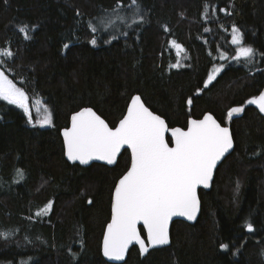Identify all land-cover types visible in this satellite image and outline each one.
<instances>
[{"label":"trees","instance_id":"1","mask_svg":"<svg viewBox=\"0 0 264 264\" xmlns=\"http://www.w3.org/2000/svg\"><path fill=\"white\" fill-rule=\"evenodd\" d=\"M130 4L122 0L119 15L128 18L116 20L117 0H0V49L13 53L0 56V68L31 105L52 113V126L43 127L0 99V232L10 233L0 236V264H264V116L247 103L264 88V0H138L142 21ZM100 17L122 30L99 28ZM233 25L257 50L252 61L233 59ZM219 63L223 70L205 87ZM139 93L171 127L213 113L231 126L235 149L212 189L200 190L194 224L176 220L169 246L142 255L135 245L125 262L112 263L102 239L130 151L115 166L70 163L60 130L88 106L114 127ZM233 107L244 111L229 120Z\"/></svg>","mask_w":264,"mask_h":264},{"label":"snow or ice","instance_id":"2","mask_svg":"<svg viewBox=\"0 0 264 264\" xmlns=\"http://www.w3.org/2000/svg\"><path fill=\"white\" fill-rule=\"evenodd\" d=\"M121 8L122 0H117L116 8L112 9L116 20L125 19L119 15ZM129 8L134 9L135 15H139L138 0H131ZM97 19L105 28L114 23L111 17ZM139 19L142 21L143 16L139 15ZM89 27L93 33L99 30L91 22ZM19 30L25 39L29 38L28 26L20 27ZM90 43H97L95 36ZM171 43L177 49L182 48L174 40ZM231 43L237 46L233 59L252 61L257 55V50L244 44L243 33L235 25L232 26ZM12 55L9 49H0V56ZM221 56L227 58L225 53ZM179 66V63L173 65ZM222 68L223 65L214 69L205 87ZM0 99L22 108L31 122L28 93L9 79L2 69ZM191 103L189 99L188 104ZM247 103L258 105L259 110L264 112V92L252 97ZM243 111V107H233L228 111L227 118L230 120L233 113ZM36 112H41L40 106L36 107ZM40 123H52V113L46 105ZM169 132V139L174 141L172 147L169 146V139H166V133ZM63 134L67 157L84 164L93 159L113 164L124 146L131 149V166L115 186L112 218L104 237V255L117 260L124 258L134 242L139 244L142 253H147L150 246L168 244L169 222L173 216L195 220L200 208L198 186H208L217 162L233 148L230 129L221 126L213 115L206 114L202 119L190 120L187 130L169 128L161 116L144 106L139 96L132 99L127 115L115 128L110 127L91 108H84L71 117V127L64 129ZM17 175L23 178V170L18 169ZM51 207L49 202L37 215L46 214ZM141 224L147 232V244L138 228ZM246 227L249 231L253 230L251 223H247ZM8 235L10 233L0 232L4 238ZM221 247L227 249L228 245L223 244Z\"/></svg>","mask_w":264,"mask_h":264},{"label":"water","instance_id":"3","mask_svg":"<svg viewBox=\"0 0 264 264\" xmlns=\"http://www.w3.org/2000/svg\"><path fill=\"white\" fill-rule=\"evenodd\" d=\"M261 92H264V88L261 90ZM261 92H260V93H261ZM260 93H259V94H260ZM259 94H258V95H259ZM258 95H256V96H258ZM136 96H139V97L141 98V102L144 104L145 107H147V108H148L150 111H152L154 114L161 116L160 114L154 112V111H153V110H152V109L146 104V102H144V99H143V97L140 95V93H139V94H134V95L132 96L130 102H128L129 104H128V107H127V109H126V112H125L124 116L127 115V110H128V108L131 106V104H132V99H133L134 97H136ZM250 99H251V98H250ZM251 105H253L254 107H256V108L259 110L258 105H255V104H251ZM84 108H91V109H92L97 115H99L103 120H105V122H106L110 127H113V126L110 125V123H109V122H108V121H107V120H106L101 114H99V113L95 110V108L90 107V106H88V107H83V108H81L80 110H78V111L72 113L71 117H72L75 113L81 111V110L84 109ZM259 112L264 116V112H261L260 110H259ZM206 114H211V115H213L214 118H215V119L221 124V126H225V127H228V128L230 129V132H231V135H232V139H233V148L230 149L229 152L225 153V155L221 158V160L217 162V165H216L215 169L213 170L212 179L210 180L208 186H207V187H205V186H203V185L198 186V188H197V195H198V198H199V201H200V208H199V211H198V213H197L196 219H195V220H189V219H188L187 217H185V216H179V215L173 216V217L171 218L170 222H169V243H168V244H165V245L150 246V247H149V250H148L147 253H149V251H151L152 249L166 247V246H169V245L171 244V242H172V241H171V240H172V235H171L172 228H171V227H172L173 223H174L176 220H184V221H187V222H189V223H191V224H194V223L199 219V217H200V215H201V212H202V200H201V196H200V190H201V189H204V190H206V191H209V190L212 189V187H213V183H214V180H215V177H216V173H217V170H218L219 166L223 163V161H224V160H225V159H226V158H227V157H228V156L234 151V149H235V139H234V137H233V132H232V128H231V126H230L229 124H222L221 121H220V120H219V119H218L213 113H211V112H207ZM206 114H204V115H206ZM204 115H203V116H204ZM124 116H123V117H124ZM203 116H202L201 118L190 117L189 120H188V123H189V121L192 120V119H202ZM71 117H69V118H70L69 126H68V127H65V129L71 127ZM123 117H122V118H123ZM161 117L166 121V123H167V125H168L169 128H173V127H171V126L168 124L167 120H166L163 116H161ZM122 118H121V119H122ZM121 119H120V120H121ZM120 120H119V121H120ZM119 121H118V123L116 124V126H118ZM116 126H114L113 128H115ZM186 126L188 127V125H186ZM174 127H180V128H184L185 130H187V127H181V126H174ZM60 131H61V136H62L63 143H64L65 156H66L67 160H68L70 163H78V164H80V165H82V166H89V165L92 166L93 163H101V164H105V165H107V166H115V164L118 162L119 157L121 156V153H123L125 150H129V151H130L129 153L131 154V149H130V147H128V146L126 145V146H124V148L121 149L120 153H119V154L117 155V157H116V161H115V163H113V164H109L107 161L99 160V159H93V160H90L87 164L81 163V162L78 161V160H77V161H72V160H70V159L67 157V154H66L67 149H66L65 138H64V134H63V133H64V128H63L62 130H60ZM170 137H171V133H170V132H169V133H166V139H168V138H170ZM169 146H170V147L174 146V141H173L172 139H171V141L169 140ZM130 166H131V164H130ZM130 166H129V168H130ZM129 168H128V169H129ZM126 172H127V171H126ZM126 172H125L124 174H126ZM124 174H123V175H124ZM120 178H122V176H121ZM120 178H118V181H119ZM118 181H117V183H118ZM117 183H116V185H117ZM116 185H115V186H116ZM114 191H115V188H114V190H113L112 204H111V205H113V203H114ZM109 218H110V220H109V222L107 223V225L111 222V218H112V206H111V217H109ZM142 227H143L142 224H141V225H138V228L140 229L141 236L145 239V242H146V244H147V243H148V241H147V232H146V230L144 229V231H145V235H144V234L142 233V230H141ZM106 233H107V226L105 227L104 235H103V239H102V254H103L104 258H105L107 261H109V262H112V263H123V262H125V261L127 260L128 255H129V251L131 250V248H132L133 246L137 245V246L140 248L139 244L134 242L133 244H131V245L129 246V248H128L127 252L125 253L123 259H119V260H117V259H114V258H110V257H108V256H105V255H104V237H105ZM141 253H142V252H141ZM147 253H142V255H147Z\"/></svg>","mask_w":264,"mask_h":264},{"label":"rangeland","instance_id":"4","mask_svg":"<svg viewBox=\"0 0 264 264\" xmlns=\"http://www.w3.org/2000/svg\"><path fill=\"white\" fill-rule=\"evenodd\" d=\"M122 17H125V19L126 18H128V16L127 15H123ZM125 19H123V20H125ZM122 23L120 22V23H114V24H112V26H111V28H110V31L111 32H115V31H120V30H122ZM98 27L99 28H103L104 27V25H102V24H100V22H99V24H98ZM232 32V31H231ZM173 41V40H172ZM171 41V42H172ZM175 42H176V40H175ZM176 44H178L177 42H176ZM171 45H172V47L176 50V52H177V54L178 55H183V52H184V48L182 47L181 49H177V47L175 46V45H173L172 43H171ZM179 45V44H178ZM222 58V57H221ZM224 58H222V60H223ZM220 66H221V64L219 63V64H217L214 68H213V70L211 71V73H210V75H212V74H214V69H217V68H220ZM1 69V68H0ZM223 70V68L219 71V72H216L215 73V78L219 75V73H221V71ZM10 79V78H9ZM29 105H30V107H31V110H32V119H31V123L32 124H38V125H40V126H43V127H48V126H52V123L51 124H41L40 123V120L42 119V115H43V107H44V104L42 103V102H36L34 105H31L30 104V101H29ZM37 106H40V108H41V112H36V107ZM242 112H240V113H233V115H239V114H241ZM29 119V118H28ZM20 177V176H19ZM48 213V212H47ZM43 215H45V214H43Z\"/></svg>","mask_w":264,"mask_h":264}]
</instances>
